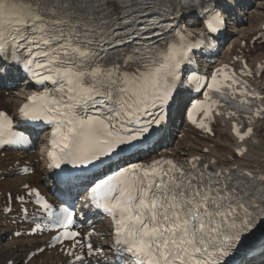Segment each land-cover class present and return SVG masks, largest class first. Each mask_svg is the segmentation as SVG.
Instances as JSON below:
<instances>
[{
    "label": "snow or ice",
    "instance_id": "6c2138e0",
    "mask_svg": "<svg viewBox=\"0 0 264 264\" xmlns=\"http://www.w3.org/2000/svg\"><path fill=\"white\" fill-rule=\"evenodd\" d=\"M235 7L236 0H0V84L27 81L42 89L27 97L19 116L51 126L46 170L69 191L87 194L79 207L60 197L50 202L30 178L15 196L7 193L0 217L15 213L28 225L16 236L48 235L42 245L25 246L20 264H36L48 249L61 252L63 264L253 258L247 241L264 228V173L214 169L215 160L199 156L134 159L158 141L174 110L193 124L201 115L198 126L210 133L206 121L234 118L241 141L253 134V117L264 119V89L241 79L252 74L246 62L238 72L228 65L208 76L191 72ZM222 105L227 113L217 111ZM12 129L0 111V149L30 143ZM101 215L112 222L110 236L99 233L107 245L91 239L98 234L93 218ZM3 264L14 261L9 256Z\"/></svg>",
    "mask_w": 264,
    "mask_h": 264
},
{
    "label": "bare ground",
    "instance_id": "6f19581e",
    "mask_svg": "<svg viewBox=\"0 0 264 264\" xmlns=\"http://www.w3.org/2000/svg\"><path fill=\"white\" fill-rule=\"evenodd\" d=\"M253 9H249L247 11V15L240 19L242 23L248 24V26H241L238 29L250 31L253 27V20L252 19H258L261 16L262 10L264 9V0H260L257 2ZM195 21H193L194 23ZM247 35V33H244ZM250 34H255V32H251ZM236 39V38H235ZM18 86L13 91H9V94L7 97H2L3 93L6 91V89H2L0 87V97H1V106L12 109L14 106L17 105L18 101L20 100V96L17 93L19 91ZM171 118V117H170ZM169 128L177 127V125H174L173 121L169 120ZM226 132H228V129H224ZM256 134L251 141V145L255 146L257 151L261 153V157L264 160V136L261 139V134L264 133V125H259L256 131H254ZM41 145H44V141L39 142ZM235 145L233 139L231 136L226 134L224 137L220 138L219 136H215L213 139H192V140H184V141H176L174 145L176 147H179V152H184L185 155H198L202 158L203 162L209 163L212 160H215V164L210 165H217L221 167H229L233 164H238L240 167H250L254 170H264L263 167L260 166L258 161H254L256 166H252L249 164V162L246 161V158H250L249 153L245 155L243 158H233L232 153V145ZM171 143H166L163 148L169 149L171 148ZM207 149V151H205ZM36 158H39V153L31 154V155H25V159L30 160L31 162H34ZM13 160H20L18 157H16L13 153H7L4 158H0V191L4 192L7 189L16 190L18 187V180L19 179H28L30 178L32 183H35V181H38V185H40L39 181H43L46 178V171L44 168V165L39 162L35 165V172L33 175L25 178H19L16 175L12 174L11 168L14 166L12 165ZM252 161V160H250ZM23 160H20L19 164H22ZM246 163V164H245ZM37 175L38 178H35ZM10 228V225L1 222L0 220V264H3V260L7 259L9 256L12 257V260L15 264H20V256L23 254L24 251L27 249L25 246H32L34 244L38 243L37 238H26L21 236L17 239H9L8 238V230ZM13 245H15V249L17 246L20 248L19 256H17L15 253V249H13ZM52 257H47L44 255L41 257L36 264H54Z\"/></svg>",
    "mask_w": 264,
    "mask_h": 264
},
{
    "label": "rangeland",
    "instance_id": "374dc122",
    "mask_svg": "<svg viewBox=\"0 0 264 264\" xmlns=\"http://www.w3.org/2000/svg\"><path fill=\"white\" fill-rule=\"evenodd\" d=\"M255 5H256V3H253V7H254ZM255 7H256V6H255ZM261 14L264 16V9L262 10V13H261ZM263 16H262V17H263ZM252 20H253V22L255 21L254 23H256V22H257V21H256V19H255V20H254V19H252ZM254 23H253V26H254ZM245 25H246V24H245ZM247 26H248V25H247ZM3 106H4V105H3ZM3 106H2V107H3ZM263 136H264V133H263V134H261V139L263 138ZM257 152L259 153V151H257ZM251 160H252V161H248V162H249V164L255 167V166H256V164L254 163V161H256V159L252 158ZM262 161H263V163H264V160H263V158H262ZM251 162H252V163H251ZM258 162H259V161H258ZM245 164H246V163H245ZM259 164H260V162H259ZM260 166L264 168V164H262V165H260ZM35 178H38V177H37V175L35 176ZM15 254H16L17 256H19V255H20L19 253H15Z\"/></svg>",
    "mask_w": 264,
    "mask_h": 264
}]
</instances>
